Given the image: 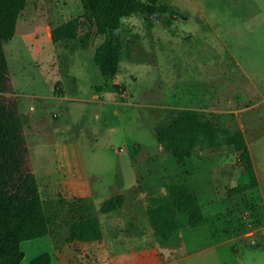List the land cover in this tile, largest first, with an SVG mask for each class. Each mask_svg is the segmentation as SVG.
Segmentation results:
<instances>
[{
	"label": "rangeland",
	"instance_id": "obj_1",
	"mask_svg": "<svg viewBox=\"0 0 264 264\" xmlns=\"http://www.w3.org/2000/svg\"><path fill=\"white\" fill-rule=\"evenodd\" d=\"M159 6L168 11L121 20L117 91L96 90L101 78L92 57L104 38L81 0H27L3 44L49 222L47 237L21 244L20 264L45 252L51 264L61 258L102 264L111 253L110 264H264V0H159ZM68 21L75 39L53 44L50 31ZM180 110L241 134L255 189L228 195L244 164L225 144L195 148L182 174L153 131ZM178 184L192 189L206 221L192 230L179 216L180 242L160 246L147 201L166 198ZM118 194L122 206L100 214V205ZM90 215L98 218L101 239L73 243L69 225Z\"/></svg>",
	"mask_w": 264,
	"mask_h": 264
},
{
	"label": "trees",
	"instance_id": "obj_2",
	"mask_svg": "<svg viewBox=\"0 0 264 264\" xmlns=\"http://www.w3.org/2000/svg\"><path fill=\"white\" fill-rule=\"evenodd\" d=\"M27 0H0V264H20L24 258L23 242L34 241L49 235V222L42 207L37 182L31 168L24 135L25 118L19 113L17 101L11 96L12 86L8 75L3 44L15 33L19 15ZM159 0H81L83 11L93 20L95 34L104 38L93 52V63L101 78L96 90L103 92L112 85L119 66L120 43L115 35L121 20L133 14L146 17L164 14L166 7H156ZM172 17V14H169ZM166 25L168 21L164 22ZM75 39L74 26L68 21L50 31L53 44ZM59 84V83H57ZM55 92L61 94L57 85ZM157 144L166 152L175 166L185 169L195 148H213L222 144L231 146L244 164L238 184L228 190L237 195L257 187L250 155L241 134L222 129L214 119L206 118L193 110L172 112L165 124L154 127ZM82 200V199H81ZM124 201L122 194L105 200L100 214L118 210ZM146 217L156 243L160 246L180 242L177 221L184 217L186 226L195 229L205 223L198 200L189 186L172 185L166 198H148ZM70 239L76 242H95L101 239L98 218L90 215L69 225ZM29 264H51L48 253H42Z\"/></svg>",
	"mask_w": 264,
	"mask_h": 264
},
{
	"label": "crops",
	"instance_id": "obj_3",
	"mask_svg": "<svg viewBox=\"0 0 264 264\" xmlns=\"http://www.w3.org/2000/svg\"><path fill=\"white\" fill-rule=\"evenodd\" d=\"M96 67V66H95ZM63 99H65V100H69V101H71V100H75V99H78L75 95L73 96V97H69V96H67L66 98H65V95H64V97H63ZM104 103H106L107 101L105 100V98H104V101H103ZM121 239V238H120ZM118 240H119V238H117V241H116V239H113L112 240V242H113V245L114 244H117L118 243ZM73 243H79V244H82L81 242H76V241H72ZM116 258V256L113 254V253H111V255L110 254H108L107 255V259L102 263V264H110V263H112L113 262V260ZM122 257H120L119 259H121ZM32 259V258H31ZM30 261V260H29ZM58 264H68L66 261H65V259L64 258H61V261H59V263Z\"/></svg>",
	"mask_w": 264,
	"mask_h": 264
}]
</instances>
